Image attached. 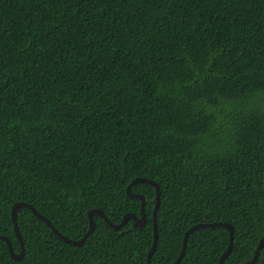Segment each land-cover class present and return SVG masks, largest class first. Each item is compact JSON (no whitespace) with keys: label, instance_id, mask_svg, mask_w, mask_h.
Listing matches in <instances>:
<instances>
[{"label":"trees","instance_id":"obj_1","mask_svg":"<svg viewBox=\"0 0 264 264\" xmlns=\"http://www.w3.org/2000/svg\"><path fill=\"white\" fill-rule=\"evenodd\" d=\"M160 188L151 264H171L185 230L224 221L223 264L250 260L264 234V0H0V234L31 204L79 239L87 213L140 216L126 186ZM146 222L95 228L80 246L21 207L24 257L0 264H146ZM222 226L194 229L180 264H217ZM253 264H264V245Z\"/></svg>","mask_w":264,"mask_h":264},{"label":"water","instance_id":"obj_2","mask_svg":"<svg viewBox=\"0 0 264 264\" xmlns=\"http://www.w3.org/2000/svg\"><path fill=\"white\" fill-rule=\"evenodd\" d=\"M139 182L151 184L155 189V203H154V207L152 209L153 240H152V244H151V246L148 250L147 256H146V264H151L150 258H151L152 253L155 251V248L157 245V240H158L156 215H157V210H158L159 205H160V198H159L160 197V188H159V185L157 184L156 181H154L153 179H150V178H146V177H135L133 180H131V182L126 186V189H125L127 196L140 200V216H137L133 212H126L122 216L120 222L114 223L104 214L102 209L97 208V207L91 208L87 213V217H88V228H87V230L85 231V233L83 234V236L81 238L72 239V238L62 234L61 232H59L54 227V225L45 216H43L41 213H39L31 204H29L25 201H16L11 206L10 214H11V219L13 222V229H14L16 238H17L19 245H20V250L18 252H15L13 250L11 242L7 236L0 234V239L5 241L7 248H8L9 255L11 258H13L15 260H20L24 257L25 248L23 245L22 237H21L19 230H18V225H17V212H18V209L21 207L28 208L32 212V214H34L38 219H40L44 223H46L51 228V230L57 235V237L59 239L63 240L66 243H70V244L77 245V246L82 245L84 243L86 237L94 230L95 221H94L93 217L96 214L101 216L104 219V221L107 223V225L114 230L120 229L122 226H124L125 222L129 219H131L133 221V224H132L133 227H142L144 225V223L146 222V215L144 212L145 198L142 194L135 193L131 190V188ZM208 226L209 227L210 226H222V227H225L229 232L228 245H227L226 249L224 250V252L220 255V257L218 259V263H217V264H223V261L225 260L226 256L229 254V252L232 249L233 231H234L233 226L230 223L224 222V221L196 223V224L191 225L189 228H187L183 234L182 247H181L180 253L178 254L177 258L171 264H180L181 258L183 257V255L185 253L186 242H187L189 234L194 229H197L200 227H208ZM263 245H264V234L260 238V240L258 241L257 245L255 246L252 258L250 260H248L247 262H244L241 264H253L257 260L259 251Z\"/></svg>","mask_w":264,"mask_h":264}]
</instances>
